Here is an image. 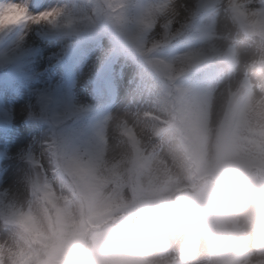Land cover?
<instances>
[{"label": "clouds", "instance_id": "clouds-1", "mask_svg": "<svg viewBox=\"0 0 264 264\" xmlns=\"http://www.w3.org/2000/svg\"><path fill=\"white\" fill-rule=\"evenodd\" d=\"M260 2L249 21L261 25L259 39L245 61L252 83L243 88L232 67L241 42L217 38L211 24L189 35L187 50L162 58L157 29L166 36L177 15L168 4L88 0L76 13L31 14L28 0H0V34L99 27L140 76L161 85L149 107L102 115L87 134L55 128L25 156L19 189L0 190V264H264ZM240 27L250 40L254 33ZM193 61L215 62L228 84L220 87L223 77L196 87L166 82V70Z\"/></svg>", "mask_w": 264, "mask_h": 264}, {"label": "rangeland", "instance_id": "rangeland-1", "mask_svg": "<svg viewBox=\"0 0 264 264\" xmlns=\"http://www.w3.org/2000/svg\"><path fill=\"white\" fill-rule=\"evenodd\" d=\"M213 1H215V10L203 27L211 24L217 38L224 37L241 42L239 59L232 67L235 78L238 79L241 86L249 88L252 82L249 81L246 74L245 61L249 51L255 47V41L259 39L257 33L259 23L253 28L249 21L252 19L250 15L252 10L262 7L261 2L260 0ZM148 2L168 4L170 14L173 7L177 13L173 17V24L166 36L161 29H157V32L160 33L155 36L157 40H168V34L172 35L181 31L191 20L199 4V0H148ZM87 6V0H39L37 6H33L32 0H28V10L31 14H38L53 7L64 8L76 13L81 9L86 10ZM234 7L241 9L245 14L243 25L254 33L250 40H245L243 31L234 18L232 13ZM255 19L259 20L260 18ZM72 30L83 34L90 33L92 39L80 51L74 66V79L69 82L64 69L57 63V57L68 44L66 32ZM11 33H14L13 29L0 34V62L7 60L10 56H20L19 67L23 77L19 80H10L9 85L0 82V121L8 124V129L0 132L2 155L0 190L5 187L19 189L18 181L27 168L25 156L36 151L38 142L51 135V128L64 130L67 110L84 112L88 107H94V123L107 113L149 107L154 94L160 91L161 87L153 76H140L141 70L137 65L118 57L117 66L112 72V83L116 93L115 101L110 103L102 100L100 103H96L94 97L100 94L99 90L104 93L101 78L104 77L105 72H101L100 68L105 57L114 47L107 42L105 30L99 27L80 24L71 28L63 25L33 26L28 30L20 29L17 32V37L8 46L2 48L1 45ZM58 33L65 35V38H57L56 34ZM37 34L46 36L48 40H41ZM189 46L190 42H185L177 47V55L187 50ZM217 51L225 54L233 52V49H218ZM195 66L211 68L212 77L209 79L220 80L223 77L220 87L223 88L228 84L229 77L223 75L221 68L213 61H193L190 66L188 62L183 64L177 62L173 65L175 73H178L182 68ZM49 94H55L58 100L57 119L64 117V120L56 127L50 126L45 115L47 95ZM211 111L214 114L215 100L212 102Z\"/></svg>", "mask_w": 264, "mask_h": 264}, {"label": "trees", "instance_id": "trees-1", "mask_svg": "<svg viewBox=\"0 0 264 264\" xmlns=\"http://www.w3.org/2000/svg\"><path fill=\"white\" fill-rule=\"evenodd\" d=\"M172 38H175V37L173 36ZM159 41H161V45H164L165 44V40H159ZM182 69H183V71L182 70H179L178 74H175V72L172 69V72L168 76V77H171L170 83L173 84V85H175L176 87H182V84H180V81H181L180 74L184 73L185 71H188L187 70L188 67L182 68Z\"/></svg>", "mask_w": 264, "mask_h": 264}]
</instances>
